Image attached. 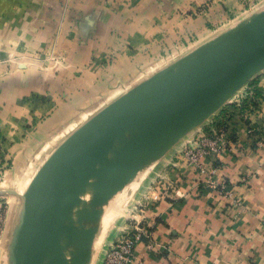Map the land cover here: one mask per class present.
Segmentation results:
<instances>
[{"label":"crops","instance_id":"obj_1","mask_svg":"<svg viewBox=\"0 0 264 264\" xmlns=\"http://www.w3.org/2000/svg\"><path fill=\"white\" fill-rule=\"evenodd\" d=\"M257 2L0 0V149L5 160L17 158L7 177L24 170L33 181L75 125L142 83L151 65L176 46L234 25ZM216 116L233 146L219 157L211 178L226 182L241 205L232 209L200 183L210 172L199 176L172 154L164 170L174 187L144 219L155 247L148 250L143 240L136 264H264V71ZM168 146L147 153L124 175V187L140 180ZM17 233L16 223L9 224L0 264H10Z\"/></svg>","mask_w":264,"mask_h":264},{"label":"water","instance_id":"obj_2","mask_svg":"<svg viewBox=\"0 0 264 264\" xmlns=\"http://www.w3.org/2000/svg\"><path fill=\"white\" fill-rule=\"evenodd\" d=\"M262 71L264 11L131 88L77 127L32 181L31 206L17 224L10 264H39L52 212L59 214L53 264H66L81 225L94 220L107 184L132 172L156 143L202 126ZM184 103L195 107L171 118L155 115Z\"/></svg>","mask_w":264,"mask_h":264},{"label":"rangeland","instance_id":"obj_3","mask_svg":"<svg viewBox=\"0 0 264 264\" xmlns=\"http://www.w3.org/2000/svg\"><path fill=\"white\" fill-rule=\"evenodd\" d=\"M262 11H264V0H258L256 4L254 3V5L252 4V6H249L246 10L247 13H244L242 19L238 20L234 25H232L233 23L223 24L222 27H215L211 33H207L201 38L191 40L187 45L182 44L180 45L181 47L176 46L174 54L165 56L163 59L157 61L155 65H151L149 72H152V74L142 76V78H145L141 82L148 81L165 70L178 65L200 49H203L212 41L225 36L242 22ZM98 110L100 111V109ZM211 119V121H214L217 119V116L214 115ZM81 124L82 123L75 125L72 131ZM223 127L225 126L222 125L221 128ZM204 131L205 127L203 126L192 130L186 136H178L171 142L161 141L156 143L150 151L157 149L158 146L161 147L163 144H167V146H169L166 154L149 171H147L132 188L126 189L124 187V182L127 181V176L115 180L114 185L110 188V193L108 192L107 197L103 198V202L98 206V210H100V218L94 227L92 242H90L91 246H93L94 243L95 246L92 247L89 264H93L94 261L95 264H99L103 261L110 245L121 236L131 232L138 222L141 221L143 224L146 211L151 204L159 197L171 193V186L174 187V185L169 177L170 170L165 171L164 168H166L171 161L170 157L172 154L174 155L173 157L175 161L184 165L186 163L189 166L185 156L187 147L190 142L194 141L198 135ZM163 148H166V145ZM50 156H48L47 159ZM9 157L11 158L10 160H5L6 158L1 154L0 149V167L4 161H7L8 164L7 167H5V170L0 168V247L4 246L9 224H19L25 208L31 206L28 194L32 181H28L25 178L26 172H24V170H21L18 174L16 170L12 177H7L9 172L12 174L15 165H17V158H14L13 156ZM18 160H24L23 156L22 158L18 157ZM19 166H22V162L19 163ZM13 177L15 180L9 182ZM50 243L51 253L54 254L55 239L52 238ZM2 255L3 254L0 251V257Z\"/></svg>","mask_w":264,"mask_h":264},{"label":"built area","instance_id":"obj_4","mask_svg":"<svg viewBox=\"0 0 264 264\" xmlns=\"http://www.w3.org/2000/svg\"><path fill=\"white\" fill-rule=\"evenodd\" d=\"M247 91L249 90L247 89ZM247 94L249 95L250 92ZM225 117L228 119L230 116L225 115ZM223 123L221 117L212 121L210 123L211 126L206 127L204 132L200 133L194 141L189 143L185 156L189 165L194 168L199 176H205L210 172L209 178L200 181V183L207 189L225 197L233 209L241 205L239 199L235 196L234 190L228 187L226 182L216 181L211 178L219 157L233 146L230 143L229 136L221 130ZM248 132L249 134L252 133L253 128H249ZM145 239L148 241L146 243L147 249L153 250L155 246L151 238V232L144 224V221L143 224L140 221L131 232L121 236L110 245L103 264H136L135 249Z\"/></svg>","mask_w":264,"mask_h":264},{"label":"bare ground","instance_id":"obj_5","mask_svg":"<svg viewBox=\"0 0 264 264\" xmlns=\"http://www.w3.org/2000/svg\"><path fill=\"white\" fill-rule=\"evenodd\" d=\"M193 107H195V103H184L181 105H178L171 109L166 110H158L155 112V115L157 118H171L178 115H181L183 113H186L190 111ZM167 145V144H165ZM159 147V149H163L165 146ZM91 147H89L86 152L84 153V157L88 155L90 152ZM154 155L157 152H153ZM133 172V171H132ZM130 172V173H132ZM139 180L137 179L135 182L131 184V188L135 185L136 182ZM115 180L112 183H109L105 186V188L102 191V199L106 198L108 195V192L110 193V188L114 185ZM70 181H68L67 186H69ZM130 189V188H129ZM103 206V205H102ZM101 206V207H102ZM100 210L97 211L95 214L94 220L90 223H83L73 241V244L71 246L67 262L66 264H89L91 260V251L92 247L95 246V243L93 246L90 245V242H92L93 237V230L95 225L97 224L98 219L100 218ZM59 221V214L57 212H52L50 215V218L48 220L45 234H44V241H43V247L40 254L39 264H53L55 263V257L51 253V239L53 237V233L55 231V228L58 225ZM53 250V249H52Z\"/></svg>","mask_w":264,"mask_h":264}]
</instances>
